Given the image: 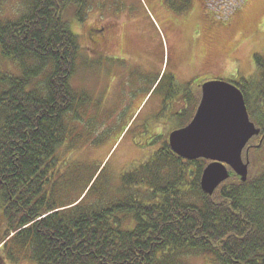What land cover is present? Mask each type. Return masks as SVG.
I'll return each mask as SVG.
<instances>
[{
  "label": "trees",
  "instance_id": "16d2710c",
  "mask_svg": "<svg viewBox=\"0 0 264 264\" xmlns=\"http://www.w3.org/2000/svg\"><path fill=\"white\" fill-rule=\"evenodd\" d=\"M88 8V0H30L26 16L0 23V49L19 69L0 80V205L11 261L29 248L36 264H177L190 255L207 264H264V172L245 183L232 176L209 196L200 181L210 162L184 160L167 142L142 166L156 204L128 196L102 209L80 203L66 213L50 202L66 118L87 101L70 84L81 47L68 18L82 23ZM235 85L261 129L260 142L264 73L258 83ZM194 101L193 115L200 99ZM166 167L173 171L163 186L158 171ZM123 181L144 182L131 174ZM195 195L198 202L189 203ZM127 218L136 224L131 231L122 229Z\"/></svg>",
  "mask_w": 264,
  "mask_h": 264
},
{
  "label": "rangeland",
  "instance_id": "374dc122",
  "mask_svg": "<svg viewBox=\"0 0 264 264\" xmlns=\"http://www.w3.org/2000/svg\"><path fill=\"white\" fill-rule=\"evenodd\" d=\"M88 1L84 22L68 18L81 47L70 84L87 101L66 118L67 138L47 188L50 202L66 213L80 203L85 209H102L128 196L156 204L142 166L193 116L192 108L175 115L170 102L189 91L190 84L189 92L195 93L211 81H261L264 0H208L216 8L212 12L206 0ZM29 11L30 0H0V23L17 21ZM3 69L10 76L19 73L12 59ZM259 143L254 140L248 152L249 175L264 172V143ZM172 171H158L163 186ZM127 174L144 182L126 187ZM187 200L196 203L198 197ZM1 215L0 205L4 229ZM135 225L127 218L122 229L131 231ZM11 264L36 263L24 248ZM177 264L207 263L190 255Z\"/></svg>",
  "mask_w": 264,
  "mask_h": 264
},
{
  "label": "water",
  "instance_id": "95a60500",
  "mask_svg": "<svg viewBox=\"0 0 264 264\" xmlns=\"http://www.w3.org/2000/svg\"><path fill=\"white\" fill-rule=\"evenodd\" d=\"M201 89V103L194 119L185 128L172 132L169 144L184 160L210 162L200 184L205 194L213 196L232 176L247 182L250 161H244V150L260 136L261 129L251 121L245 97L237 86L211 81Z\"/></svg>",
  "mask_w": 264,
  "mask_h": 264
},
{
  "label": "flooded vegetation",
  "instance_id": "af4514ba",
  "mask_svg": "<svg viewBox=\"0 0 264 264\" xmlns=\"http://www.w3.org/2000/svg\"><path fill=\"white\" fill-rule=\"evenodd\" d=\"M208 18L210 17V14H207ZM212 18V17H211ZM101 33L105 31L104 28L99 29ZM103 50H106L105 48ZM9 61V58L5 57L0 49V80L4 77H6V72L3 69V66L5 63ZM200 91L197 90V92H189L187 89L186 91H181L179 96H177L174 101H171L169 107L175 108L174 114H181L183 110H191L193 109V106H195L194 99H199ZM189 96V97H188ZM193 97V98H192ZM186 106H188L186 108ZM189 108V109H188ZM5 236V230L0 227V264H11V258H10V252L8 249H6V239L4 240Z\"/></svg>",
  "mask_w": 264,
  "mask_h": 264
},
{
  "label": "crops",
  "instance_id": "0c3cea01",
  "mask_svg": "<svg viewBox=\"0 0 264 264\" xmlns=\"http://www.w3.org/2000/svg\"><path fill=\"white\" fill-rule=\"evenodd\" d=\"M203 3H204V5L206 6L205 1H203ZM203 3H202V4H203ZM204 12H205L206 15L208 14V12H206V11H204ZM209 18H210V17H209Z\"/></svg>",
  "mask_w": 264,
  "mask_h": 264
}]
</instances>
